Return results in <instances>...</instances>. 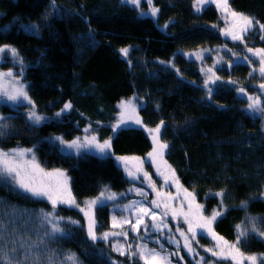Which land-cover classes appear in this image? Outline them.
I'll list each match as a JSON object with an SVG mask.
<instances>
[{
    "label": "trees",
    "instance_id": "16d2710c",
    "mask_svg": "<svg viewBox=\"0 0 264 264\" xmlns=\"http://www.w3.org/2000/svg\"><path fill=\"white\" fill-rule=\"evenodd\" d=\"M195 3L196 0H153L159 12L157 18H151L141 16L136 7L123 0H54V5L53 0H0V46L18 50L23 68L13 73L26 84L37 111L51 118L32 126L25 115L29 107L26 103L17 108L0 101V115L11 117L6 135L0 137V148L35 146L42 167L66 171L80 204L96 197L105 186L122 193L118 199L105 200L95 207L98 234L119 229L112 228L113 215L120 219L136 212L135 207L125 209L124 205L139 202L151 208L150 202L156 196L142 174L139 179L129 177L115 159L146 158L152 150L151 137L144 127L131 125L115 134L111 130L120 101L133 97L141 105L138 114L144 125L151 128L164 121L161 139L169 144L164 159L175 170L183 188L195 192L205 215L220 204V197L209 193L224 191L227 211L213 224L215 232L233 243L235 226L246 217L257 218L264 228V198L260 196L264 191V118L248 110L247 98L237 91L244 87L247 95L254 96L264 77L258 60L249 63L236 59L248 57L247 48H264V40L258 28L245 34L244 42L225 37V22L217 7L210 4L197 11ZM229 4L233 10L264 23V0H229ZM166 23L168 27L164 28ZM30 25H36L38 33L29 31ZM125 47L129 48L127 57L119 51ZM195 52L204 53V60L192 57ZM214 52L225 62H214ZM169 60L174 67L161 63ZM15 66L10 52L0 53V72ZM205 67H214L215 75L221 77L210 85V99L203 86L208 76ZM229 80L237 83H227ZM69 101L72 109L55 118L53 114ZM89 125L91 129L86 132ZM91 134L100 140L111 136L114 155L101 156L93 149H84L79 155L75 150L62 152L46 139L61 135L72 140ZM143 168L159 191L177 195V188L165 185L153 164L146 161ZM133 187L146 190L147 201L129 193ZM245 200L247 207L241 208L240 202ZM175 201L180 205L179 199ZM50 211L79 224L60 221L65 233L51 240L45 237L43 244L36 247L34 242L50 227L42 214ZM170 217L171 214L165 218L167 227L162 230L160 243L128 228L124 231L129 244L141 237L143 242L158 249L163 245L170 252L174 246L166 245V236L175 241L177 235L181 242L176 229L181 225L186 231L188 227L181 217L169 223ZM0 221L6 226L0 229V253L8 251L10 257L20 260L27 255L25 264H32L34 255L41 257L40 264H49L48 256H52L53 264H61L69 252L76 253L82 264H113L114 260L119 261L115 264H144L141 259L129 260L127 255L114 251L110 238L95 243L88 240L86 217L78 208L60 205L53 209L46 199L32 198L3 183ZM201 234L204 233H197L192 240L193 257L181 248L189 264H198L202 256L209 264L216 258L205 251L213 247L214 241ZM24 237L30 240L25 243ZM22 243L25 249L31 244V249H20ZM13 247L17 253L10 251ZM240 247L249 255L264 253V238L251 234ZM181 257L172 255L177 264H184Z\"/></svg>",
    "mask_w": 264,
    "mask_h": 264
},
{
    "label": "snow or ice",
    "instance_id": "6c2138e0",
    "mask_svg": "<svg viewBox=\"0 0 264 264\" xmlns=\"http://www.w3.org/2000/svg\"><path fill=\"white\" fill-rule=\"evenodd\" d=\"M125 3H131L132 5L139 6L141 0H124ZM149 5L150 13L153 17L157 15L159 9L153 5V0H147ZM206 3H215L218 8L221 9L225 17L231 18L230 26L223 30V34L229 36L234 41L244 42L245 34L255 30L256 28L260 31V37L264 40V23L255 20L253 17L246 15L244 13L237 12L231 9L228 0H196L194 7L199 11L200 5ZM54 5V0H53ZM142 14V13H141ZM29 31L38 33V28L36 25L27 26ZM167 23L164 28H167ZM245 47H247L245 45ZM120 53L127 57L129 48H121ZM231 51V50H229ZM248 52L253 53L259 58V71L264 76V48H247ZM10 52L14 61L23 66V59L20 57L18 50L9 45L0 46V53ZM236 55V53H232ZM198 58L201 56L198 55ZM223 59L222 57L220 58ZM243 59L248 60V57H243ZM251 63V61H248ZM131 64V62L129 61ZM161 63H166L169 66L174 67L171 60L161 61ZM231 65V61L228 62ZM210 75L204 80V89L206 90V97L211 98L213 93V88L210 85H215L217 81L221 80V77L216 76L211 68L207 69ZM179 74V70H177ZM22 75V72L19 74ZM227 83L236 84L235 80H229ZM260 88L264 90V83L260 84ZM239 93L244 94L246 92L244 87L237 88ZM137 97L130 98L128 100H122L119 103L120 111L118 113L116 122L111 125V130L113 134L117 133L122 128H126L131 125H138L144 127L148 135L151 137L152 150L147 153V160L156 167V174L163 178L164 184L169 183L175 184L177 187V195L174 197L170 193H162L157 189L155 181L152 180V176L144 170L143 165L145 163V158L141 157H127V156H116L115 159L119 162L127 175L129 177L139 179L140 174L143 175L144 180L148 183V186L156 193L158 199H153L150 203L153 207H146L144 204L136 202L134 205H124L123 208L128 209L130 207H135L136 210V220L132 223L129 219L124 218L118 220V218L113 215L112 217V228L121 229L120 231H107L98 234L96 231V221L94 215V208L98 204H103L105 200H115L117 198V193L112 192L107 186L99 192V194L91 199L83 202V207L77 202L72 194L70 188V177H68L65 170L56 168L52 170H46L37 161L34 148H23L16 147L8 150L0 149V183L4 185L11 186L13 188L22 190L24 193L28 194L32 198H44L47 199L52 208L55 209L60 204H65L70 207L79 208L84 216L87 218V239L95 243L98 239L108 240L109 236H123L127 237V231H124V225H129L132 231L139 233L141 227L147 232L151 227L156 231H162L163 228L167 227L165 218L171 214L173 219L177 217L183 218L184 222L188 225L186 231L180 228L176 230L180 232V235L184 237L185 248L189 253L194 252L192 245V240H195L197 231L201 230L206 232L211 236L212 240L215 241L213 247L205 249L206 252L211 253L213 257L217 260H228L232 264H264V253L260 254H246L241 251L240 245L247 239L251 234H255L260 238H264V228L259 226L258 220L255 217H246L244 221L237 224L236 230V240L233 243L225 240L223 236H220L215 232L213 224L216 222L218 217L224 215L227 211V207L223 203L224 191L221 190L216 193H209V195H214L220 197V204L218 208H214L210 214H204V205L196 202V195L194 191H188V189L183 188L179 183V178L176 176L175 170L168 165L167 161L164 159V153L169 148L167 141L161 139L162 128H164V121L161 120L155 127H147L144 125L143 121L140 119L137 112V104L134 100ZM248 104L247 109L251 112L264 113V102H262L259 95L247 96ZM0 101L3 103H11L12 106L19 107L25 103L29 106L27 112L25 113L27 120L32 126L40 125L41 123L51 119L37 111L35 102L29 96L27 86L18 79L17 74H14L11 69L7 72H0ZM71 102H65L63 107L59 111L55 112L53 115L55 118H60L65 112L72 109ZM11 117H5L0 115V137L6 135V130L10 127L7 123ZM99 123V122H97ZM91 129V125L88 132ZM50 143L59 146L60 151L65 150H75V154L79 155L84 149H94L101 156L114 155L111 153L112 148V137L100 140L95 134L85 135L83 138L75 137L72 140H66L61 135L50 136L46 138ZM135 162V163H132ZM131 165V166H130ZM163 168V170H162ZM138 195L144 197L147 201V193L144 192L142 188L135 189ZM183 194V199H180V194ZM260 196L264 198V191L260 193ZM180 199L179 207H175L171 201ZM248 201H241L240 207L246 208ZM185 206L187 211H184ZM155 209H162V211L157 214ZM43 221L46 222L50 227L43 233V236L39 241L34 242L36 247H39L44 242V238L51 240L57 237V234L63 235L65 229L60 226V221L67 220L70 224H79V221L73 220L71 217L64 218L59 216H54L53 212L43 213ZM145 217H150L151 224L146 223ZM264 219V218H261ZM0 229H6L5 224L0 221ZM190 234V237H189ZM25 243L30 240V237H24ZM170 242L174 240V237H169ZM178 243V242H177ZM20 249L29 251L31 249V244L29 248L25 249V244L20 245ZM112 249L117 251L120 255H127L129 259L139 257V259L144 261V264H171L170 256L178 255L177 253H166L163 249V245L160 246L158 251L156 248H149L147 244H137L135 246L131 244L114 243ZM12 253H17L18 249L13 247L10 249ZM53 255H55L53 253ZM49 264H53L52 256L47 257ZM182 259V257H181ZM28 260V256L25 255L23 260L13 259L10 257L8 251H2L0 253V264H25ZM41 257L39 255H34L32 257V264H40ZM82 264L79 257L74 252H69L61 264ZM115 264V262H113ZM198 264H209L205 261L203 257L198 262ZM211 264H216V261H212Z\"/></svg>",
    "mask_w": 264,
    "mask_h": 264
},
{
    "label": "rangeland",
    "instance_id": "374dc122",
    "mask_svg": "<svg viewBox=\"0 0 264 264\" xmlns=\"http://www.w3.org/2000/svg\"><path fill=\"white\" fill-rule=\"evenodd\" d=\"M123 2H124V0H123ZM228 2H229V0H228ZM144 3H147V0H141V2H140V4H139V6L137 7V6H135V5H132L131 3H128V4H130V5H132L133 7H136L138 10H139V13H140V15L141 16H144V17H151V18H157V15H158V13H157V15L155 16V17H153L152 15H151V13H150V10H149V5L148 6H146V5H144ZM148 4V3H147ZM210 4H213V5H215L216 7H217V5L215 4V3H206V4H204V5H200L199 6V8H200V10L199 11H202L203 10V8L204 7H206V6H208V5H210ZM230 5V4H229ZM217 9L220 11V14H221V19L225 22V24L222 26V33H223V30L224 29H226V28H228L229 26H230V21H231V18L230 17H228V18H226L225 17V14H223L222 13V11H221V9L220 8H218L217 7ZM232 9V8H231ZM142 13V14H141ZM248 34V33H247ZM225 37H227V38H230L229 36H226L225 35ZM234 41V40H233ZM229 51V50H228ZM231 54L232 53H235V52H233V51H229ZM247 53H248V60H245V59H243V58H239V57H237L236 59H238V61H243V62H248L249 60L251 61V60H258L259 61V58L257 57V56H255L253 53H251V52H248L247 51ZM191 55H192V57H194V58H197V59H199V60H201V61H203L204 60V58H205V55H204V53H202V52H195V53H191ZM198 55L199 56H201L202 57V59L201 58H198ZM234 56V55H233ZM221 57L218 55V53H216V52H214V62L216 61L217 62V64H221V63H223V62H225V59L223 58L222 60L220 59ZM235 59V60H236ZM260 65V64H259ZM22 68H23V66H21L19 63H17V66H15V67H12V71H21L22 70ZM209 68H211L212 70H213V72H214V67H205L204 68V72H205V74H208V75H210V73H208L207 72V69H209ZM260 72V71H259ZM215 73V72H214ZM261 74V73H260ZM262 75V74H261ZM264 77V76H263ZM23 82V81H22ZM24 83V82H23ZM25 84V83H24ZM26 85V84H25ZM242 94V93H241ZM246 98H247V94L246 93H244L243 94ZM256 95H259L260 96V98H261V100H262V102H264V90H262L261 88H260V86L258 87V93H256L254 96H256ZM134 103H136L137 104V112H139V108H140V106L141 105H139L138 104V102H137V100H134ZM254 114H256V115H260V116H262L263 118H264V113H260V112H253ZM44 115V114H43ZM45 116H47V115H45ZM0 149H2V148H0ZM5 150V149H4ZM94 150V149H93ZM72 151V150H71ZM146 161H148L147 160V158H145V162ZM132 163H135V162H132ZM120 164V163H119ZM131 166V165H130ZM145 185H146V183H145ZM169 186L171 185V186H173V187H175V188H177L176 186H175V184H172V183H169L168 184ZM71 188V191H72V194H73V196L75 197V194H74V191H73V189H72V187H70ZM135 189H137V187H133V188H131V190L129 191V193H131V194H134V195H136V196H138V197H140L141 195H138L137 194V192L135 191ZM144 190V189H143ZM146 190H144V192H145ZM118 195H117V198L116 199H118L121 195H122V193H119V192H116ZM177 194V193H176ZM182 194V193H181ZM181 194H180V196H181ZM92 198H94V197H92ZM44 199V198H43ZM75 199H76V197H75ZM88 199H91V198H88ZM88 199H85V200H83L82 202H84V201H86V200H88ZM115 199V200H116ZM154 199H158V197L157 196H155V198ZM180 199H183V194H182V196L180 197ZM180 199H179V201H180ZM47 200V199H46ZM77 200V199H76ZM48 201V200H47ZM111 201H114V200H111ZM77 202L79 203V201L77 200ZM171 203L175 206V207H179V202H177V201H175V202H173V201H171ZM60 205H65V204H60ZM60 205H58V206H60ZM99 205V204H98ZM66 206H68V205H66ZM84 205H83V203L81 204V207H83ZM153 207V206H152ZM186 207V206H185ZM79 209V208H78ZM80 210V209H79ZM188 209H187V207H186V209H185V211H187ZM94 215H95V208H94ZM155 211L157 212V214L159 215V213H160V210L159 209H155ZM133 214H130V215H127V216H125V217H121L120 219H118V220H121V219H124V218H127V219H129L130 221H132V220H136V212L135 211H131ZM83 213V212H82ZM173 220V218H172V216L169 218V223L171 222ZM86 221H87V218H86ZM145 221H146V223H149V224H151V219H150V217H145ZM133 223H135V221H133ZM182 223H184V220H182ZM87 227V226H86ZM130 229V230H132L131 229V227L129 226V225H124V230L125 229ZM171 229L174 231V233H175V229H174V227H172L171 226ZM180 229H182L183 230V226H181L180 225ZM184 229H185V227H184ZM121 229H118L117 231H120ZM199 232H202L201 230H198L197 231V233H199ZM202 233H204V234H201V235H205V236H207L208 234L206 233V232H202ZM136 234H140V235H142L143 236V234H147V238H149V239H151V241H153V242H159L160 243V241H162V238H161V236H164V234H163V232L162 231H156L155 229H152L151 227L148 229V231L147 232H145L144 231V229H143V227H141V231L139 232V233H137L136 232ZM176 234V233H175ZM178 235L181 237V239H182V241L180 242V241H178V240H180V238L177 236V235H175V241L174 240H172L171 242H170V240H169V237L168 236H166V239H165V242H166V245L167 244H170V245H173L174 246V249L173 250H171V251H173V252H166V253H177L178 252V255H174V256H176L177 258L179 257V256H181L182 255V257H183V263L184 264H189L188 262H187V259H185V257H184V255H183V253H181V248H182V250L183 251H185L187 254H188V256L189 257H193L194 256V253L192 252V253H189L188 251H187V249L185 248V240H184V237H182L181 235H180V232H178ZM151 237H153V239L151 238ZM208 238H210L211 240H212V238H211V236L209 237V235L207 236ZM110 238V240H108L110 243H111V245H113L114 243H117V242H119V243H122V244H129V241H128V239H127V237L125 238V237H123V236H109L108 237V239ZM99 240V239H98ZM178 243H177V242ZM214 243H215V241H214ZM230 243H232V242H230ZM131 244V243H130ZM134 244V245H133ZM137 244H147L148 245V247L149 248H156L158 251L160 250V249H158L157 247H155V246H151L149 243H146L145 242V240H144V242L142 241V238L140 237V238H136V239H134V240H132V244L131 245H133V246H135V245H137ZM164 250H167V248L166 249H164ZM117 252V251H116ZM118 253V252H117ZM211 254V253H210ZM203 258H204V256H202ZM135 258H137V259H139V257H135ZM130 260V259H129ZM170 260H171V264H177V263H175L174 262V260L172 259V255L170 256ZM200 260H201V257H200ZM143 261V260H142ZM214 261H216V264H232V262L231 261H228V260H217V258H215V260ZM114 262H118L119 263V261L118 260H114ZM144 262V261H143Z\"/></svg>",
    "mask_w": 264,
    "mask_h": 264
}]
</instances>
